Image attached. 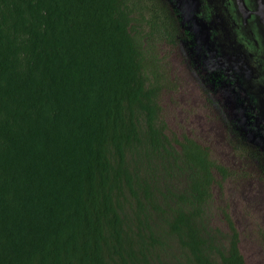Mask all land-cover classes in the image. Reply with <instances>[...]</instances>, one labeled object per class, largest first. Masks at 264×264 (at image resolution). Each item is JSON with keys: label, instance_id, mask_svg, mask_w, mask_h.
<instances>
[{"label": "trees", "instance_id": "16d2710c", "mask_svg": "<svg viewBox=\"0 0 264 264\" xmlns=\"http://www.w3.org/2000/svg\"><path fill=\"white\" fill-rule=\"evenodd\" d=\"M154 3L0 0V264H247L210 219L233 170L164 117Z\"/></svg>", "mask_w": 264, "mask_h": 264}, {"label": "flooded vegetation", "instance_id": "af4514ba", "mask_svg": "<svg viewBox=\"0 0 264 264\" xmlns=\"http://www.w3.org/2000/svg\"><path fill=\"white\" fill-rule=\"evenodd\" d=\"M155 2L178 28L176 43L163 41L162 47L171 51L174 64V85L167 92L172 94L170 106L178 114L186 110L184 116L192 117L193 129L195 122L207 127L205 144L203 131L187 130V134L216 162L214 156L222 154L224 166L233 170L222 179L224 188L218 182V192L236 199L238 216L231 220L241 238L242 254L254 252L259 264H264L260 239L264 232V0ZM176 69L184 75L179 82ZM190 75L196 78L192 81ZM188 82L201 96L198 105L190 101ZM225 226L230 231L229 224Z\"/></svg>", "mask_w": 264, "mask_h": 264}, {"label": "rangeland", "instance_id": "374dc122", "mask_svg": "<svg viewBox=\"0 0 264 264\" xmlns=\"http://www.w3.org/2000/svg\"><path fill=\"white\" fill-rule=\"evenodd\" d=\"M162 52H165L169 63L171 64V67L174 68V64L171 62L170 60V56H171V51H169V49L165 46L162 50ZM176 76H177V82H179V80L181 78L184 77V75L182 76L181 73L179 72V70H177ZM191 78H196L195 75H190L189 79ZM194 79H191L192 81ZM190 83H192L191 81H189ZM188 82V86H189V90L191 93V99L190 101H194L195 103H193L194 105H198L201 103V96L197 93V91H195L194 87L192 86L190 88V83ZM193 84V83H192ZM172 94L166 93L163 96V105L164 103H166L165 105V110H164V117L167 119V122L170 126V128L180 134L181 132H186L187 130L191 133L195 131H203V143L205 144V138L207 136V127H204L203 125L199 126V123L195 122V128L193 129V126L191 125V122L193 121L191 116H184L185 111L183 112V114H178V112L174 109V107L170 106V102H169V97ZM183 104H185V106H188L189 104H187L186 102H183ZM173 108V109H172ZM198 109V108H197ZM189 110V109H188ZM199 110V109H198ZM193 111H196V109H193ZM200 134V133H199ZM214 156V155H213ZM214 158H216V160L221 163V164H225L222 158V154H216V156H214ZM226 186V184L224 185V187ZM223 187V188H224ZM219 188L218 186L214 187L213 189V195H214V201L211 203V212L212 214L217 211L218 209H223L226 210L227 213L229 214V216L231 218H233V220H237V204H236V199L232 196L227 197L226 195H223L222 193H219ZM239 204V203H238ZM241 206V205H238ZM236 212V215H235ZM211 222H213V224L218 225L219 227H221L224 231L228 232L227 228H226V223L223 219V217L221 216L220 213H218L217 215L211 216L210 217ZM246 259L248 260L249 264H259L258 259L256 258V256L254 255V252H250V251H246L244 252ZM260 261V260H259Z\"/></svg>", "mask_w": 264, "mask_h": 264}]
</instances>
